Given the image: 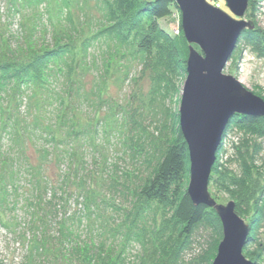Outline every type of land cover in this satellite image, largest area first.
<instances>
[{"label":"trees","instance_id":"16d2710c","mask_svg":"<svg viewBox=\"0 0 264 264\" xmlns=\"http://www.w3.org/2000/svg\"><path fill=\"white\" fill-rule=\"evenodd\" d=\"M100 2L106 12L96 21L74 12L87 0H7L6 17L19 18L24 34L14 45L0 34V226L12 235L21 264H176L199 226L222 236L214 210L194 206L186 193L188 151L177 114L175 126L150 132L131 103L112 106L97 93L128 51L141 59V75L152 74L158 93L174 96L175 83L186 76L188 44L181 28L172 35L158 22L177 8L175 1ZM248 8L255 11L254 0ZM259 32H245L238 42L255 41L251 47L264 55ZM98 48L99 61L91 54ZM90 76L93 101L84 93ZM230 126L264 139V118L235 115L224 135ZM217 158L210 195L219 204L216 193L228 194L235 213L254 226L264 217L261 188ZM216 247L200 264L211 263Z\"/></svg>","mask_w":264,"mask_h":264},{"label":"rangeland","instance_id":"374dc122","mask_svg":"<svg viewBox=\"0 0 264 264\" xmlns=\"http://www.w3.org/2000/svg\"><path fill=\"white\" fill-rule=\"evenodd\" d=\"M220 1L223 2V0H207V2L213 6L219 7L224 5L225 8L224 2L222 4ZM254 4L255 11L250 12L248 8L242 18L243 21L251 23L253 29L246 30L244 33L260 31V35L264 37V0H254ZM8 10L7 0H0V26H3L2 30H0V34L4 35L5 38L9 36L10 42L14 45L17 40H20L24 32L19 30V18H12V20H10V17H6V15H9L7 13L9 12ZM223 11L229 13L226 8ZM74 12H87L97 21V19H100V12H106V9L102 7L100 0H87V3H83V5L80 3ZM158 23L167 33L178 35L181 28V15L178 8L173 9L172 14L168 18L160 20ZM249 37L253 40L255 36L250 35ZM254 42L251 41L250 44L252 45L245 44L243 40L237 42L234 49L235 51H233L222 74L233 77L242 87L264 101V55H262V49L257 52L255 48L251 47L255 45L256 42ZM261 43V48H264V42ZM110 52H113L112 48ZM127 52L128 51H126L125 57L122 58V60H118L117 63L113 64L110 73L107 74L108 84H106V88L108 92L105 88L103 91H97L98 95L102 93V99L113 103L112 106L118 103L126 106L127 103H131L132 107L136 108L137 112L143 115L145 119H143L144 126L148 127L150 132H153L155 127L157 128L164 125H169L171 127L175 126L174 120L172 121V119L174 118V114L178 116L182 88L186 76L178 78V81L175 83L176 93L173 97L170 94L163 96L164 92H157V86L150 72L144 71L143 75L140 74L143 67L141 59L138 61L137 58L129 56L130 53ZM101 53L102 51L99 48L91 52L92 56L98 59V61L102 56ZM108 54L109 53H105L104 56H108ZM100 71L102 70L100 69ZM93 80L94 78L92 76L88 77L84 87V93L89 95L91 101H93L94 92ZM108 112L109 110L106 107H104V110L102 109L103 115H106ZM112 115L113 113L111 116L109 115L110 119L113 117ZM109 141L110 145L116 143L114 137L112 139L110 138ZM255 143L259 145L260 150L258 154L253 155L252 151L255 148ZM109 149L113 152H118L121 156L120 152H122V150L119 147L113 148L110 146ZM124 153L127 154V152ZM123 158L127 160V163L130 162L127 157L123 156ZM217 160L220 166L236 174L239 179H246L245 183L250 182V185H257L258 189L261 188L259 189L261 190L259 194L262 199L261 203L263 202L264 139L256 138L250 133H245L244 131L230 126L222 139ZM248 170L250 171L249 173ZM214 192V190L211 191V193ZM216 195L223 200V202L219 204L225 205L228 202L234 203V200L226 193L219 192L216 193ZM240 217L252 228L253 225L249 222L250 218H247V216ZM254 226L255 228L250 231L252 240L245 246L243 255L248 261L254 262V264H264V217L259 219ZM221 240L222 236L219 238L212 226L208 224L199 226L187 240V247L180 253L179 260L176 264L202 263L205 253L211 249L215 242H217L218 246ZM17 248L12 235L10 236L9 232L0 226V264H21L19 257L20 252L17 251ZM135 252H138L137 248H134L133 251H129L128 253L130 263L133 262L132 260ZM247 253L255 254L252 258H256V260L253 261L252 258H249ZM214 258H212L210 264H212Z\"/></svg>","mask_w":264,"mask_h":264},{"label":"water","instance_id":"95a60500","mask_svg":"<svg viewBox=\"0 0 264 264\" xmlns=\"http://www.w3.org/2000/svg\"><path fill=\"white\" fill-rule=\"evenodd\" d=\"M174 1L188 44L186 80L178 111L189 161L186 193L194 206L213 209L220 221L222 240L212 264H254L243 255L250 226L235 213L233 202L218 204L208 191L216 154L231 118H264V101L233 77L222 74L240 36L253 29L251 23L242 20L249 0H223L229 13L207 0Z\"/></svg>","mask_w":264,"mask_h":264},{"label":"built area","instance_id":"2783aa9c","mask_svg":"<svg viewBox=\"0 0 264 264\" xmlns=\"http://www.w3.org/2000/svg\"><path fill=\"white\" fill-rule=\"evenodd\" d=\"M223 139V138H222ZM221 144H222V141H221Z\"/></svg>","mask_w":264,"mask_h":264}]
</instances>
